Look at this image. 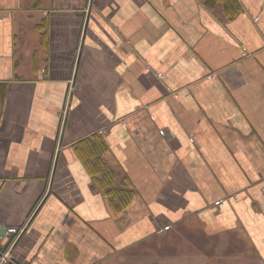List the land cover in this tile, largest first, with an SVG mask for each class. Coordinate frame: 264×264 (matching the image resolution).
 <instances>
[{"label": "crops", "instance_id": "crops-1", "mask_svg": "<svg viewBox=\"0 0 264 264\" xmlns=\"http://www.w3.org/2000/svg\"><path fill=\"white\" fill-rule=\"evenodd\" d=\"M4 230L9 264H264V0H0Z\"/></svg>", "mask_w": 264, "mask_h": 264}, {"label": "built area", "instance_id": "built-area-1", "mask_svg": "<svg viewBox=\"0 0 264 264\" xmlns=\"http://www.w3.org/2000/svg\"><path fill=\"white\" fill-rule=\"evenodd\" d=\"M25 232H26L25 228L14 227V228L8 229V233L14 235L16 237V239L21 237ZM14 243H15V241H14ZM10 250H11V248L7 249L1 253L0 264H9L11 262L12 258H11V251Z\"/></svg>", "mask_w": 264, "mask_h": 264}, {"label": "trees", "instance_id": "trees-1", "mask_svg": "<svg viewBox=\"0 0 264 264\" xmlns=\"http://www.w3.org/2000/svg\"><path fill=\"white\" fill-rule=\"evenodd\" d=\"M108 171H110V170L108 169ZM108 175H109V176H108L107 178H110V179H111V177H114V176H113L114 174H113L111 171L108 172ZM108 193H109V195H110L111 197H115V198H116L117 195H119V194L122 195L121 193L113 194V193H117L116 191H111V192L109 191ZM124 197H125V196H124ZM124 197H123L122 199H124V202L127 203V202L130 200V197H128V198H127V197L124 198ZM119 198H121V196H119ZM129 202H130V201H129ZM129 202H128V203H129ZM125 203H123V204H125ZM128 203H127V204H128ZM127 204H126V205H127ZM126 205H125V206H126ZM125 206H124V207H125Z\"/></svg>", "mask_w": 264, "mask_h": 264}, {"label": "water", "instance_id": "water-1", "mask_svg": "<svg viewBox=\"0 0 264 264\" xmlns=\"http://www.w3.org/2000/svg\"><path fill=\"white\" fill-rule=\"evenodd\" d=\"M6 231H7V230H4V231H0V233H1V232H6Z\"/></svg>", "mask_w": 264, "mask_h": 264}]
</instances>
